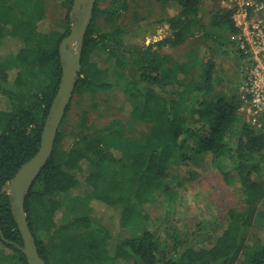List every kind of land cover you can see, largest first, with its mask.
<instances>
[{
  "label": "trees",
  "instance_id": "trees-1",
  "mask_svg": "<svg viewBox=\"0 0 264 264\" xmlns=\"http://www.w3.org/2000/svg\"><path fill=\"white\" fill-rule=\"evenodd\" d=\"M58 1L65 14L46 29L47 0H0V226L9 240L0 235V264L10 258L29 264L4 187L38 152L58 92L60 44L71 32L74 0ZM155 1L175 6L173 15L155 20L172 33L143 45L120 23L129 0H96L53 153L25 198L39 252L47 264H264V235L249 240L254 227L264 228V118L249 122L237 93L216 90V52L232 54L246 71L237 92L253 65L233 38L241 29L219 0L208 21L205 0ZM142 20L134 15L139 27ZM192 37L200 41V58L163 50ZM119 85L132 98L133 118L150 123L142 136L132 135L122 118L93 123L85 106L97 110L95 97ZM75 108L76 123L69 124ZM191 152L210 156L224 181L242 191L243 208L230 206L212 231L207 222L170 223L186 178L169 170L188 166ZM95 200L120 210L112 226L80 209L86 202L93 210ZM151 206L162 212L155 217Z\"/></svg>",
  "mask_w": 264,
  "mask_h": 264
},
{
  "label": "rangeland",
  "instance_id": "rangeland-1",
  "mask_svg": "<svg viewBox=\"0 0 264 264\" xmlns=\"http://www.w3.org/2000/svg\"><path fill=\"white\" fill-rule=\"evenodd\" d=\"M129 1L130 9L123 14L120 23L130 30L135 41L143 45H148L172 33V29H170L167 23L159 24L155 22V20L168 17L177 12L174 5L169 4L164 6L155 0ZM215 1L216 0H205L203 4V17L206 21L210 19L211 14H213L217 8L214 4ZM218 3L223 5L222 0H219ZM47 9L46 24L43 25L46 29H49L55 27L56 23L63 18L65 10L60 7L58 0H47ZM135 14L143 18L141 21L142 27H139L138 23L134 21ZM236 22L238 24L237 20ZM233 38L238 39V36H233ZM156 47L157 46H155V48ZM199 47L200 41L192 37L188 39L185 44L177 48L164 46L163 50L171 52L177 58L185 59L187 54L191 51L199 57ZM204 50L205 48H203V52ZM215 58L217 60L219 72L221 71L219 82L216 87L217 93H237L240 97V109L242 104L241 90L238 92L236 90L239 80L245 75L246 71H243L242 68H238L236 59L232 54H219L216 52ZM198 62L202 63V60ZM103 63L104 65H108L107 60H103ZM198 67L200 66L198 65ZM241 73H243L242 77L240 75ZM124 90V87L119 85L117 88H109L99 93L98 96L95 97V100L101 103L100 107L96 108L97 110H93L89 102H86L85 106L92 110L90 114L93 123L99 124L109 121L112 118H122V120L126 121L132 135L137 137L142 136L149 130L150 123L148 124L147 122L138 121L133 118L131 114L132 98ZM0 101V104H4L5 102L3 99H0ZM78 112L79 109L76 108L70 111L68 116L69 124L76 123ZM101 112L103 115L101 114V116L97 118L96 114ZM241 114L243 117L245 116L242 112ZM94 117H96V119ZM169 172L170 174H177L182 178H186L181 186V197L175 204L174 217L171 216V224L174 223L178 227H182L185 225L190 226L196 222H207L208 230L212 231L215 229L217 222L225 219L226 211L230 206L243 208V202L241 200L242 191L239 186L227 184L221 173L210 163V156L208 155L200 156L197 153L191 152V159L188 161V166L177 165V167L171 168ZM86 204V202H81L80 209L88 210L99 222L109 223L110 226H112L111 222L113 223L116 218H119V209L112 208L96 200L92 202L94 207L93 210L86 207ZM261 207L264 208V202L261 204ZM162 208L160 206H151L149 210L156 217L162 212ZM68 214L72 216L74 213L69 212ZM259 228V226H256L249 232V240L253 241L259 233L262 236L264 235V228ZM5 251H7V248ZM9 260L10 262L5 260V264H16L14 258H10ZM237 264L241 263L238 262Z\"/></svg>",
  "mask_w": 264,
  "mask_h": 264
},
{
  "label": "water",
  "instance_id": "water-1",
  "mask_svg": "<svg viewBox=\"0 0 264 264\" xmlns=\"http://www.w3.org/2000/svg\"><path fill=\"white\" fill-rule=\"evenodd\" d=\"M96 0H74L71 9L73 19L71 32L60 44L63 73L53 105L46 120L38 152L25 162L4 189L12 196V209L22 234L24 245L19 249L26 255L29 264H47L39 252L25 210L28 190L40 175L53 153L57 132L68 105L73 97L77 74L80 70L84 40L93 18ZM3 240L9 241L0 226Z\"/></svg>",
  "mask_w": 264,
  "mask_h": 264
},
{
  "label": "built area",
  "instance_id": "built-area-1",
  "mask_svg": "<svg viewBox=\"0 0 264 264\" xmlns=\"http://www.w3.org/2000/svg\"><path fill=\"white\" fill-rule=\"evenodd\" d=\"M222 2L233 10L241 29L238 41L253 63L240 87L242 104L239 110L249 122L259 125L264 118V0Z\"/></svg>",
  "mask_w": 264,
  "mask_h": 264
}]
</instances>
